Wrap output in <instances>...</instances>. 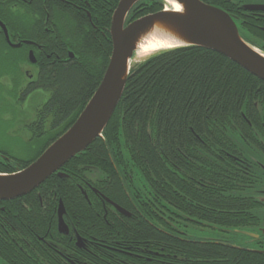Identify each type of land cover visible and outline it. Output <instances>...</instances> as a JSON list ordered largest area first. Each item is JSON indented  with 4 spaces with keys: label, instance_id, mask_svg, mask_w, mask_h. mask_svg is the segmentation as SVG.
Wrapping results in <instances>:
<instances>
[{
    "label": "trees",
    "instance_id": "16d2710c",
    "mask_svg": "<svg viewBox=\"0 0 264 264\" xmlns=\"http://www.w3.org/2000/svg\"><path fill=\"white\" fill-rule=\"evenodd\" d=\"M203 1L233 14L245 38L264 51L263 11L245 10L241 0ZM146 4L134 8L130 20L164 7L161 0H147ZM111 14L105 9L95 21L105 31L104 35L97 33L101 42L88 36L78 46H71L78 59L44 70L41 87L52 93L45 109L54 113L48 117L40 113L43 127L31 128L36 148L17 167L0 165V173H14L34 162L76 121L109 62L113 45L107 28ZM82 23L91 28L86 18ZM262 122L264 81L214 50L183 47L162 51L135 63L101 137L38 188L22 197L0 200V207L11 215L21 214L19 222L47 223L55 214L58 199H62L70 207L69 220L79 225L98 223L105 219L95 195L90 194L91 204L80 199V191L95 188L135 215L115 217L126 238L130 232L122 228L124 223L145 225L149 221L134 206H147L149 199L157 205L160 201L174 216L208 220L219 231L243 229L256 224L253 210L258 199L253 196L260 184L254 177V154L244 147L251 137V126L259 138ZM233 133L239 135L238 140ZM93 170L99 171L98 183L90 179ZM59 172L68 178L60 177ZM41 198L47 203L44 206ZM204 203L213 208L211 215L203 208ZM158 227L151 226L149 236L167 244H151L147 258L138 260L131 254L122 257L134 264L136 260L139 264H264V253L235 247L233 242L180 241L173 232L165 234ZM3 254L14 255L4 248Z\"/></svg>",
    "mask_w": 264,
    "mask_h": 264
},
{
    "label": "flooded vegetation",
    "instance_id": "af4514ba",
    "mask_svg": "<svg viewBox=\"0 0 264 264\" xmlns=\"http://www.w3.org/2000/svg\"><path fill=\"white\" fill-rule=\"evenodd\" d=\"M119 1L0 0V165L17 167L23 158L12 150L22 149L23 140L26 148H36L37 141L32 138L31 128L43 127L39 120L40 113H43V117L54 113L45 109L52 93L41 87L44 70H49L56 64L70 62L72 58L78 59L73 48L88 36L101 42L97 33L104 35L105 31L100 30L95 21H99V17L103 16L106 9L107 13L112 11V22ZM146 3L147 0L137 2L126 21L130 20V13L134 8ZM85 18L90 22L91 28L82 23ZM110 28L111 26L107 28L109 32ZM39 91L47 93L45 99ZM32 113L34 117L30 119ZM258 131L259 138L255 136L251 126V137L246 140L247 145L244 147L254 154L253 157L255 156L252 160L257 163L254 177L260 182L258 191L253 196L258 199L255 200L258 206L253 210L256 224L243 227V230L253 229L252 231L259 237L250 240L256 244L255 249H262L264 248L262 233L264 231V161L256 156L261 154L264 158V126ZM5 141H10L11 145L4 146ZM244 179L249 181L247 178ZM90 194L95 195L96 202L102 206L105 221L79 225L73 220H66L68 228L64 232L59 230L57 210L60 202L64 204L62 199H58L55 214L52 215L56 219L55 223L52 217L47 223L19 222L17 218L21 219V214L11 215L4 206H1L0 264H98V261H102L99 264H134L131 260H125L122 255L131 254L138 258H147L145 255L150 253L151 244H167L165 240L159 243L149 236V228L158 227L157 225L165 234L173 232L180 241L210 242L221 239L231 242L224 236L210 237L198 233L205 230H210L212 233L214 227L208 220L183 214L174 216L166 212V206L160 201L157 205L155 200L150 199L146 201L147 206L139 205L140 203L134 205L139 215L145 216L149 221L145 225L138 222L124 223L126 227L122 228L130 232V238H126L121 235L115 217L120 218L121 215L133 217L135 216L133 212L119 205L129 215L120 212L108 197L95 188L88 192L80 191V199L87 200L91 204ZM45 200L40 199L42 206L47 204ZM23 207L32 210L27 205ZM64 207L69 213L70 207L65 204ZM203 208L211 215L213 211L211 205L204 203ZM108 216L112 221L108 220ZM2 247L14 255L3 254ZM138 260H136L137 264H139Z\"/></svg>",
    "mask_w": 264,
    "mask_h": 264
},
{
    "label": "water",
    "instance_id": "95a60500",
    "mask_svg": "<svg viewBox=\"0 0 264 264\" xmlns=\"http://www.w3.org/2000/svg\"><path fill=\"white\" fill-rule=\"evenodd\" d=\"M139 1H119L110 28L113 46L109 63L100 84L76 121L34 162L14 173H0L1 201L12 200L32 192L52 174L58 172L70 159L85 151L102 136L122 98L130 71L134 66L132 61L143 49L141 45L151 38L160 39L161 43L168 44V47L143 55V59L139 62L162 51L201 47L221 53L264 81V51L245 38L237 18L230 12L202 0H172L181 6L178 10L165 0L168 3L165 9L127 23L129 12ZM241 8L249 11H264V0H244ZM58 175L68 178L63 172H59ZM110 202L120 212L129 215L121 206ZM66 220H69L67 211L60 202L58 207L60 232L68 228ZM223 230L249 235L251 238L259 237L254 231ZM262 233L264 234V231ZM258 252L264 253V250Z\"/></svg>",
    "mask_w": 264,
    "mask_h": 264
},
{
    "label": "rangeland",
    "instance_id": "374dc122",
    "mask_svg": "<svg viewBox=\"0 0 264 264\" xmlns=\"http://www.w3.org/2000/svg\"><path fill=\"white\" fill-rule=\"evenodd\" d=\"M142 59H143V57L141 54L139 56H136V58L132 61V66L135 65V63H138ZM39 94L43 95V99L46 98L45 97L46 96L45 94H47L46 92L39 91ZM31 115H32V117H30V119L34 117L33 113ZM27 120H29V119H27ZM27 120L25 121V123H27ZM231 135H233V137H235V140H238V137H237L238 134L233 133ZM10 145H11L10 141L4 142V146H10ZM30 150L31 149L25 147V141L23 140L22 149L12 150V152L17 153V155L19 154V156H22V158H26L28 153H30ZM256 158H258L261 161H264V158H262L261 154L256 156ZM89 176H90L91 181H93V182L98 183L100 180L99 171H97V170H93L89 174ZM213 229L214 230H212V233H210L211 232L210 230H205V231L198 232V233H201V234H204L205 236H210V237H213V236L214 237H222V236H224L225 239L231 240V242H233V245L237 246V247H248L249 249H255L256 248V244L250 240L251 237H249V235L239 234V233H235V232H223V231H219L218 228H213ZM250 230H252V229L246 228V231L252 232Z\"/></svg>",
    "mask_w": 264,
    "mask_h": 264
},
{
    "label": "bare ground",
    "instance_id": "6f19581e",
    "mask_svg": "<svg viewBox=\"0 0 264 264\" xmlns=\"http://www.w3.org/2000/svg\"><path fill=\"white\" fill-rule=\"evenodd\" d=\"M170 3L175 9H180L181 6L172 0H166ZM142 50L138 52V55H146L147 53L153 52L162 47H168V44L161 43V40L158 38H151L148 41H145L142 45ZM262 81V80H261Z\"/></svg>",
    "mask_w": 264,
    "mask_h": 264
}]
</instances>
